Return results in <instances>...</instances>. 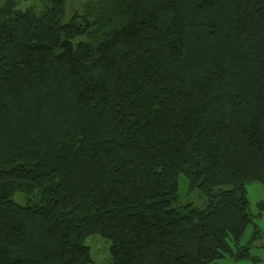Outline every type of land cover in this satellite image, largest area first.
I'll return each instance as SVG.
<instances>
[{"label":"trees","instance_id":"trees-1","mask_svg":"<svg viewBox=\"0 0 264 264\" xmlns=\"http://www.w3.org/2000/svg\"><path fill=\"white\" fill-rule=\"evenodd\" d=\"M67 7L0 3V264H95L91 236L109 264L255 260L264 0Z\"/></svg>","mask_w":264,"mask_h":264},{"label":"rangeland","instance_id":"rangeland-1","mask_svg":"<svg viewBox=\"0 0 264 264\" xmlns=\"http://www.w3.org/2000/svg\"><path fill=\"white\" fill-rule=\"evenodd\" d=\"M4 0H0V3ZM68 1V13L74 12L79 9L85 0H67ZM41 0H18V7L25 9L30 6H39ZM180 191L179 200L175 206L191 203L197 207H204L206 199L202 193L197 189L194 191L190 190L189 182L184 175L180 176L179 179ZM247 196L250 203V210L253 214L259 213V204L264 202V185L260 182H254L247 185ZM22 195L18 194L16 199L18 202L22 201ZM259 229L261 230L262 236L259 237L253 244L252 259H241L236 260L232 257H226L212 264H264V212L261 218L257 220ZM253 234V226H249L244 234L241 243L245 244ZM86 244L91 249V255L95 264H109L111 261L110 246L111 243L100 236H91Z\"/></svg>","mask_w":264,"mask_h":264}]
</instances>
